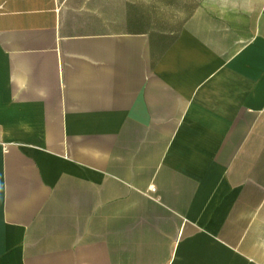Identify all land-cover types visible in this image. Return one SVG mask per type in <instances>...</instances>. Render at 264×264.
Instances as JSON below:
<instances>
[{"label":"crops","instance_id":"0c3cea01","mask_svg":"<svg viewBox=\"0 0 264 264\" xmlns=\"http://www.w3.org/2000/svg\"><path fill=\"white\" fill-rule=\"evenodd\" d=\"M0 264H264V0H0Z\"/></svg>","mask_w":264,"mask_h":264},{"label":"rangeland","instance_id":"374dc122","mask_svg":"<svg viewBox=\"0 0 264 264\" xmlns=\"http://www.w3.org/2000/svg\"><path fill=\"white\" fill-rule=\"evenodd\" d=\"M201 2L211 8L218 4L219 0H151V9L155 10L161 19H164L170 14H185Z\"/></svg>","mask_w":264,"mask_h":264},{"label":"built area","instance_id":"2783aa9c","mask_svg":"<svg viewBox=\"0 0 264 264\" xmlns=\"http://www.w3.org/2000/svg\"><path fill=\"white\" fill-rule=\"evenodd\" d=\"M153 189V188H152Z\"/></svg>","mask_w":264,"mask_h":264}]
</instances>
